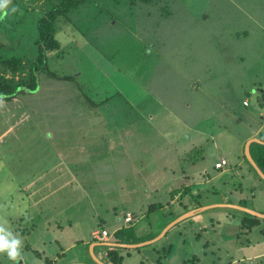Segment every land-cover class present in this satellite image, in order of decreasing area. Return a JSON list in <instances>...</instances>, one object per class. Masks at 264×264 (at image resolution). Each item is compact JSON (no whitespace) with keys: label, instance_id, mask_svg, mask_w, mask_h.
I'll list each match as a JSON object with an SVG mask.
<instances>
[{"label":"rangeland","instance_id":"obj_1","mask_svg":"<svg viewBox=\"0 0 264 264\" xmlns=\"http://www.w3.org/2000/svg\"><path fill=\"white\" fill-rule=\"evenodd\" d=\"M57 2L12 0L0 48L31 62L37 19ZM237 2L251 14L238 30L221 0H83L58 16L47 68L71 76L40 74L0 101V226L21 240L18 264L69 245L72 264H105L84 244L101 225L162 233L128 250L100 243L102 260L109 246L121 264H264V220L248 231L231 203L264 212V180L242 156L248 136L264 138V0ZM185 186L183 203L202 207L174 220Z\"/></svg>","mask_w":264,"mask_h":264},{"label":"trees","instance_id":"obj_2","mask_svg":"<svg viewBox=\"0 0 264 264\" xmlns=\"http://www.w3.org/2000/svg\"><path fill=\"white\" fill-rule=\"evenodd\" d=\"M83 0H58L56 4L52 6V8L44 13L42 16H40L37 19V22L35 24V37L33 39V44L35 46L36 55L34 59L31 62H26V56L24 54L18 53L16 50H3L2 47L0 48V101L3 100H10L16 97L19 93L24 92H31L35 91L38 87V79L40 77V74H44L46 77H52V78H58V79H64L69 78L70 76H60L56 74L53 71H49L47 68V56L45 54V51H54L59 49V43L55 39L54 31H55V20L58 18L59 15L65 14L68 10H70L73 7H76L80 2ZM59 54V53H58ZM168 67V66H167ZM167 67H164L167 70ZM163 68V69H164ZM106 98L105 100H102L100 102H92L90 108H93L92 111L95 110V107L99 108L104 106V104L107 102ZM245 99H243L242 103L244 104ZM247 101V100H246ZM260 139V138H259ZM264 141L263 139H260ZM106 148V152L109 150L114 151L113 145L110 143L108 144L106 141L104 142ZM250 155L253 159V161L256 163L257 167L262 171L264 174V143L263 142H257L253 141L250 143ZM243 152V149H242ZM242 156L247 161L250 169L255 171L256 175L261 179L256 169L253 167V165L249 162V160L245 157L244 152L242 153ZM221 159H225V157H221L218 160L215 161V163L219 162ZM214 163V167L216 169H219L222 171V168L224 165L228 163L226 160V163L220 167H216ZM183 190V189H182ZM191 191V188L189 189V186H185L184 191H174V194H179V207L182 209V211L179 214H174L173 219L175 220L180 215L202 207V205L199 204L198 200L195 202H188L193 203V205H187L186 203H183V192H185V196H188L187 194ZM187 192V193H186ZM194 198L200 196V193H196L193 195ZM161 203H158L156 205H150L147 208V211L150 212L156 208H161ZM239 205H244L243 203L239 202ZM247 207V206H243ZM242 215L239 218V222L241 227H246L250 231V229L254 226H258L261 222V220H264V218H261L259 216H255L254 214H251L246 211H241ZM127 214H130L131 218L132 215L129 211H125L123 214L124 219L126 218ZM23 220V218L21 217ZM128 223V222H127ZM118 224V223H117ZM116 224V225H117ZM59 226H62L59 223ZM98 230L106 229L109 234L113 233L115 238V242H125L127 244H138L146 240H152L155 237H157L158 234H160L161 231L157 232L156 234L151 233L148 235L147 238H142L135 235L134 228L132 225H124L120 226L118 225L113 230L107 229L105 226L101 225V227H98ZM247 231V232H248ZM147 235V234H146ZM108 245V244H107ZM141 245H137L135 248H139ZM107 250V256L112 261L111 264H121L123 261V255H118V250L114 249L112 247ZM25 248L30 249L31 247L27 245ZM125 250H128V247H126ZM36 252V251H35ZM89 255V254H87ZM39 256V255H38ZM45 261L48 264H52L51 260L45 257Z\"/></svg>","mask_w":264,"mask_h":264},{"label":"crops","instance_id":"obj_3","mask_svg":"<svg viewBox=\"0 0 264 264\" xmlns=\"http://www.w3.org/2000/svg\"><path fill=\"white\" fill-rule=\"evenodd\" d=\"M221 1H222L223 19L228 18V12H229V9L228 8L231 5L232 10H234L233 15H237V18L232 20V24L236 28V30H238L239 26L244 23V19H245L246 15L249 16L251 14L249 12H247L245 9H243V7L240 5V3L237 2L238 0H221ZM210 2H211V0H206V3L204 4L203 8L205 6L207 7L210 4ZM243 6H246V5H243ZM203 8L201 10L202 11V14L201 15L206 18V15L203 13ZM236 9H237V12H236ZM223 19H222V16H221V22L223 21ZM249 19L250 18H248L247 21ZM197 21H200V20L197 19ZM251 21H252V23H255V19L254 18H251ZM253 141L263 142L264 143V141H262L259 138H257L256 135H250V137L248 136L246 138V140H245V142L243 144L242 149L245 148V145L246 144L248 145V148H249L250 147V143L253 142ZM249 152H250V149H249ZM231 203L232 204H236V205H233V206L237 207L235 209H238L240 211H246L248 209V210H251V211L255 212L257 214V215L255 214V216L261 215L259 217L264 218V212H260L259 210L255 209V208L252 209V208H250L248 206L247 207L240 206L239 205V198L237 199V202H235V203L231 202ZM224 206H226V205L223 204L222 207H224ZM246 212H248V211H246ZM58 226H59V224H58ZM97 230L98 229H92L90 231V233H89V238L90 239H87L84 242V244H85V246L87 248L86 249L87 254H89L88 246L90 245V252L93 254V256L95 257V259L100 260V261H103L105 264L108 263V261L106 259H109V258H108V256L106 254H107V250L109 248H106V247L104 248L103 255H104V259L105 260H102V258H101L102 250H101V252L99 254L95 253V246L96 245H100V243H101V244H108V245L114 244V246H120V247H122V246L123 247H131L132 246V244H127L125 242L124 243L123 242H115V240L112 239L110 237V235L107 238V240H106L105 243L104 242H99L95 238V236L93 235L94 232L97 231ZM56 240H58V239H56ZM149 241H151V240H149ZM149 241H147V242H149ZM142 243H145V242L138 243L137 245L142 244ZM133 245H136V244H133ZM69 246L71 247V245H69ZM70 247H66V249L63 250V251L61 249V252L58 253V255H55L52 259H50L51 260V263L52 264H72V262L69 260L68 253H67V251H68L67 249L70 248ZM88 256H90V255H88ZM60 259H62L63 261L60 260ZM85 263L89 264L88 262H85ZM19 264H23V261L21 263H19Z\"/></svg>","mask_w":264,"mask_h":264},{"label":"clouds","instance_id":"obj_4","mask_svg":"<svg viewBox=\"0 0 264 264\" xmlns=\"http://www.w3.org/2000/svg\"><path fill=\"white\" fill-rule=\"evenodd\" d=\"M11 3L12 0H0V21L4 20L9 15V5ZM15 11H17V9L12 7L11 12ZM127 222L128 221H125V223ZM21 249V240L13 237L10 231H6L4 227L0 226V254L6 253L9 259L18 264L19 260L22 259Z\"/></svg>","mask_w":264,"mask_h":264},{"label":"built area","instance_id":"obj_5","mask_svg":"<svg viewBox=\"0 0 264 264\" xmlns=\"http://www.w3.org/2000/svg\"><path fill=\"white\" fill-rule=\"evenodd\" d=\"M247 101H244V104H246ZM226 163L225 159H221L219 162L215 163L216 167H220L222 165H224ZM131 219L130 214H127L125 221H129ZM95 238L99 241V242H106L109 233L106 229H102V230H97L96 233L94 234Z\"/></svg>","mask_w":264,"mask_h":264},{"label":"water","instance_id":"obj_6","mask_svg":"<svg viewBox=\"0 0 264 264\" xmlns=\"http://www.w3.org/2000/svg\"><path fill=\"white\" fill-rule=\"evenodd\" d=\"M249 144V143H248ZM245 155H246V158L249 160V162H251V164L253 165V167L256 169V171L258 172V174L262 177V178H264V174L262 173V171L257 167V165H256V163L253 161V159H252V157H251V155H250V152H249V148H248V145L246 144L245 145ZM192 211V210H191ZM246 211H248L249 213H251V214H256L255 212H253V211H251V210H246ZM189 212V211H188ZM257 215V214H256ZM258 216H261V215H258ZM179 218H183L182 217V215H181V217H179ZM167 229V228H166ZM162 234V233H161ZM161 234L158 236V238L161 236ZM137 245V244H136Z\"/></svg>","mask_w":264,"mask_h":264}]
</instances>
